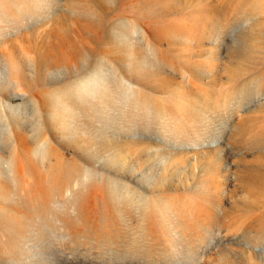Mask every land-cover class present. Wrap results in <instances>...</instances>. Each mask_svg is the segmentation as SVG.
I'll return each mask as SVG.
<instances>
[{
	"label": "rangeland",
	"instance_id": "obj_1",
	"mask_svg": "<svg viewBox=\"0 0 264 264\" xmlns=\"http://www.w3.org/2000/svg\"><path fill=\"white\" fill-rule=\"evenodd\" d=\"M0 2L33 13L24 25L14 17L0 37V192H10L0 216L9 205L13 218L31 224L23 261L11 254L18 244L0 231V264H264V238L257 245L230 240L249 223L256 224L252 234L264 228V191L238 178L247 163L264 161V151L238 143L242 120L248 141L264 134L263 90L248 108L235 93L244 77L264 79V0ZM156 34H164L162 43ZM149 43L168 57L161 75L142 57L145 48L153 59ZM114 57H122L119 65ZM100 59L108 63L104 76L113 64L124 82L152 95L155 113L115 94L112 107L97 98L98 111L78 106L74 93L87 97L81 78ZM163 77L164 90L142 84L149 79L156 87ZM39 144L44 158L34 152ZM204 194L221 216L212 241L223 243L192 257L165 252L196 220L194 205ZM45 209L53 219L43 218ZM118 220L125 233L111 245L84 232Z\"/></svg>",
	"mask_w": 264,
	"mask_h": 264
},
{
	"label": "bare ground",
	"instance_id": "obj_2",
	"mask_svg": "<svg viewBox=\"0 0 264 264\" xmlns=\"http://www.w3.org/2000/svg\"><path fill=\"white\" fill-rule=\"evenodd\" d=\"M37 1L40 2V0H37ZM89 2H91V1H89ZM89 2H88V5L90 4ZM121 5H123V4H121ZM20 7L17 6V10H11L10 11L9 7L7 6L6 3L0 2V37L4 36V33L7 32L8 28L12 24V20L14 17H16L18 19V23H20L21 25L26 24L28 19L33 17V13H31V9H28L25 7L20 8ZM105 7H107V4L105 5ZM35 8L39 9V5L38 6L35 5ZM35 8H33L32 11H34ZM93 8H92V10H93ZM38 9H37V11H39ZM37 11H36V14H37ZM1 12H3L2 15H1ZM122 12H124V11H121V13ZM23 13H26V14L24 15ZM22 14L24 15L23 17H22ZM36 14H35V16H36ZM119 14L120 13H118L117 15H119ZM123 14H125V13H123ZM6 16L8 17L7 19L9 21L4 19V17H6ZM119 16H122V14H120ZM113 17H115V16H113ZM144 17L145 16H143V18ZM108 18H109V16H108ZM119 18H121V17H119ZM123 20H125V19H123ZM203 21H206V20L203 19ZM203 21H202V23H203ZM207 21H209V20H207ZM117 22H115V23H117ZM206 22L203 23V25L207 24ZM198 23H196V25ZM144 24L147 25L146 22H144ZM119 25L121 26L120 23H119ZM127 25L128 24H126V26ZM122 29H123V27H122ZM185 29H186V27H185ZM186 30L189 31V29H186ZM218 30H220V29H218ZM169 31H171V30H169ZM214 32H217V31H214ZM214 32H212V33H214ZM220 32H222V31L220 30ZM102 33H104V32H102ZM120 34H122V33H120ZM165 34H166V32H165ZM216 34H218V33H216ZM163 35H161L159 37L156 34V36H153V37L155 40L156 39L158 40V41L156 40L158 43H162L163 42V38H162ZM168 35H169V33H168ZM170 35H173V34H170ZM170 35H169V37H171ZM104 36H105V33H104ZM93 37H95V35ZM163 37H165V36H163ZM175 37H176V35H175ZM2 38L3 37H1V39ZM97 38H101V36L97 37ZM102 38H101V41H102ZM112 38H114V37H112ZM147 39L150 42L151 39L149 38V36H147ZM201 40H202V37H201ZM96 41L99 42V39ZM148 47H149V51L152 52V54H154L153 59L152 58H151L152 60L147 59V56L144 53L145 48L141 49V51L143 52L142 57H143L144 61L151 62L155 66V75H161L164 71V68L166 67V64H168L166 62V61H168V57L162 51V49L156 48L152 44L150 45V43L148 44ZM119 54H121V53H119ZM134 54H138L137 50L134 51ZM114 58H115V60H113V62L117 63L119 65V62H120L119 60H121L122 57H119L118 60H116V57H114ZM133 61L137 62L136 59H133ZM133 61H130V62H133ZM58 62L60 63V61H58ZM83 63H85V62H83ZM106 64H108V63H106L102 59L98 60V65L92 69L90 74L81 78V82H80L79 86L81 87L80 89H82V88L84 89L87 97H84L83 95L75 92L74 93L75 103H77L78 106H80V104H87L93 110L98 111L100 109H99L98 103L96 102V98L101 100L106 107H112V103H113L112 97H114L116 95V97L119 99L120 102H127L128 100H130L134 103L135 106H137L138 109L140 108L139 105H143L149 109V113H151V114L155 113L154 106L149 103V102L154 100L153 96L144 93L141 88L136 87L131 82H128V81L124 82L123 81L124 79H122V77L120 75V70H122V69L119 67H116L113 64L111 65L112 66L111 68L109 67V70H110V72H108L109 78H108V76H104L102 70L104 69V66ZM134 76H137V73H134ZM247 77H246V79L244 77L245 80L242 78L244 82H242L241 84L238 83L239 86L237 87V89L235 87V89L237 90V91H235V93H238L237 95H238L239 100L243 101L246 104V107L248 108V107H250L251 104H254L258 100V98L259 99L263 98V96H264V79H255V77L253 79L252 78L247 79ZM109 79H112V80H109ZM147 80H149V79H147ZM147 80L142 83L143 86H146L147 88L150 87V88H153L155 90H164L166 88L164 83H163L164 77L162 78V82L160 84H158L156 82V84H157L156 87H154ZM106 81H108L109 83H111L110 81H113L114 83L107 84ZM237 82H239V81L236 80L235 83L237 84ZM83 85H85V86H83ZM260 87L262 88L263 92L261 93L260 97L255 98V96H254L256 94L255 91L257 90V92L259 93ZM112 90H114V91L112 92ZM69 92H70V90H69ZM234 94H232V95H234ZM235 98H237V97H235ZM160 106H161V103H159L157 105V108ZM184 106L187 108V110H190V111H188V112H190V115L197 116V111H193L190 103H185ZM246 131H247L246 121L242 120L241 126L239 128V135L242 137V139L244 141H238V143L241 144L243 149L247 150L249 148V149L264 151V134H261V135L258 134L256 136L254 135L253 137L251 136V138H249V141H248V139L245 137L247 134ZM17 137H18V139H22L23 141L25 139V137H23L22 135L21 136L18 135ZM42 141H48V139L42 140ZM34 149H33L34 152L39 154L42 158L47 156V148L46 147L42 148L39 144V146L37 148L35 147ZM33 160H35V159H33ZM255 161H256V163H254V164L247 163L245 165V173L244 174L239 173L238 178L240 180L244 181L248 186H250L251 191H256V190L257 191H264V161H262L260 159H257ZM73 171H75V170H73ZM80 172H81V170H80ZM1 177L2 176L0 175V178ZM12 178H14V177H12ZM15 179H16V177H15ZM37 181L39 183V182H41V179H38ZM6 184H8V183H6ZM110 187H111V189L109 192L112 193L114 200H118V197L116 196V194L119 193L117 191V186H115V188H113V184L111 183ZM118 190H119V188H118ZM120 192H122V191H120ZM9 194H10V192H8V191L6 193L4 191L0 192V202L5 203L6 202L5 196H7ZM119 196L122 198V195H119ZM206 197H207V195L204 194V195H202L201 200H197L196 203L194 202L196 204V205H194V206H196V210L193 206L192 207L194 208L195 212L196 211L197 212L195 213L196 217H193V218H196V220L194 219L195 220V221L193 220L194 222L191 221L192 223H190L189 225H186L185 228L182 229V231L179 233L178 236L173 235L174 237L172 238V241L174 243H173L172 247H174V248L165 249L164 250L165 252H172L173 254H175L177 252H183L186 255H188L189 257H192L195 254H197L198 251H201L202 255H203L208 250L215 247L217 244L223 243L221 238H218L216 241H212V239L217 235V232H216L217 228L220 227V224H221L220 217L221 216L218 213V209L216 208L215 203L214 202L212 203L210 200H207ZM191 201H192V199H191ZM6 207H7L6 212L1 214V216H0V231H3L4 233H6V235L8 237H11V239H12L11 241L18 244L17 247H13V251L11 252V254H12V257H16V260H17V258H19V259H22V261H23V259L25 257H27L28 253L30 252V249L26 250L25 249L26 247L24 248V242L27 238V236H26L27 232L31 230V228H30L31 224H27V222H24L21 217L13 218V215L9 212V210L13 209V207L9 206V205H7ZM192 207H191V209H192ZM15 210L18 212L17 209H15ZM38 211L39 210L37 207L36 212H38ZM34 212L35 211L33 210V213ZM191 212H192V210H191ZM192 213H194V211ZM43 214H44L43 218H47V221L54 218L53 217V218L49 219L48 218L49 216L47 217L46 209L43 211ZM189 214H191V213H189ZM191 215H193V214H191ZM58 217L63 218L62 216H58ZM191 219H192V217H191ZM259 220H261V222H263L262 218H259ZM261 222H259V224H261ZM120 223H121V221L118 220L115 223H110L108 225H103V226L96 225L94 230L87 231L84 229V232L89 236H93V237L97 238L98 240H103L104 242H106V245H111L117 239L124 236L125 232H123L124 229L122 228V226H120ZM39 225L43 227L46 225V223H44V221H43V223L42 224L39 223ZM253 225H256V224L249 223L248 225L243 227L241 229V231H237L236 235H234L230 240L235 241V242L247 240L251 244L257 245V243H260V242H258V240L264 238V228L261 227L257 230L256 233L252 234L251 231L254 230ZM180 230H181V228H180ZM176 231H177V229H176ZM218 235H219V233H218ZM135 251H141V249L135 248ZM145 252L150 254L152 252V250L146 249ZM32 257H34V256H32ZM22 261H20V262L22 263Z\"/></svg>",
	"mask_w": 264,
	"mask_h": 264
}]
</instances>
